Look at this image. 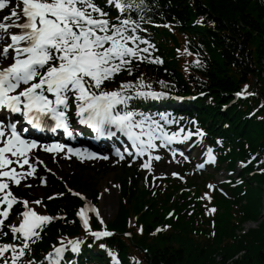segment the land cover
Instances as JSON below:
<instances>
[{"label": "snow or ice", "instance_id": "6c2138e0", "mask_svg": "<svg viewBox=\"0 0 264 264\" xmlns=\"http://www.w3.org/2000/svg\"><path fill=\"white\" fill-rule=\"evenodd\" d=\"M145 7V0H104L103 6L98 0H0V10L9 9L8 14L0 15V205H6L0 207V233L7 235L3 231L7 227L13 239L23 241L19 248L14 243H0V264H21L30 242L40 237V229L46 222L54 219L38 213L24 199L20 218L5 225L19 199L10 190V184L21 185L22 178L35 172L30 158L39 160L33 151L39 141L25 136V122L36 129H62L63 135L74 139L71 119L74 115L79 124L96 131L97 139L121 133L134 149L129 152L128 163L147 155L140 167L148 170L152 167L154 149L192 135H203L202 130L181 135L183 128L169 132L165 125L176 122L169 118V113H157L159 119H155L151 114L130 108L136 99L169 95L166 91L153 90L142 78L122 82L113 90L102 87L121 70H131L133 60H153L148 55L153 46L138 34L140 24L131 15L139 13L142 21ZM113 9L117 12V23L109 18ZM154 59L155 63L163 62L159 57ZM43 147L49 153H72L81 160L109 159L99 152L59 142ZM115 153L124 159L120 148ZM207 157L209 161L215 160L211 148ZM160 158L155 156L156 160ZM25 165L29 166L26 174ZM88 211H95L99 223L104 224L99 210L85 204L77 212L84 229L95 239L111 236L110 231L90 228ZM81 244L79 238L61 237V243L47 253V264H64V254L79 253ZM99 246L106 248L104 243ZM108 254L113 264H120L114 251L109 249Z\"/></svg>", "mask_w": 264, "mask_h": 264}, {"label": "trees", "instance_id": "16d2710c", "mask_svg": "<svg viewBox=\"0 0 264 264\" xmlns=\"http://www.w3.org/2000/svg\"><path fill=\"white\" fill-rule=\"evenodd\" d=\"M147 3L161 13L158 14L161 16L159 19L184 23L187 29L196 32L194 39L198 40L197 47L192 49L200 55L203 66L198 72L205 80L194 84L210 91L217 105L226 104L231 92L238 87L245 88L247 85L245 89L254 93L244 104L232 105L225 112L219 106L202 109L210 117L227 119L230 123L227 127H232L235 134L246 137L251 150L264 151V0H148ZM196 21L203 22L204 27L200 28ZM192 22L195 27L190 25ZM203 54L207 60H204ZM171 64L167 63L168 66ZM146 71L152 72L158 79L168 76L159 67L148 66ZM179 89H188V86L179 84ZM251 108L256 110L254 117L245 119L248 117L243 115L248 114ZM222 127L223 124H220L213 131L224 133ZM253 180L255 185L251 183L247 192L248 204L245 208L248 214L243 220L255 219L260 214L264 175H256ZM75 185L85 189L87 186L82 182ZM129 194L134 202L132 208L140 211L145 193L137 189ZM68 204L71 206V202ZM141 220L144 222L143 235L135 237L131 250L123 248L122 257L127 252L138 251L142 264H264V219L260 227L248 232L247 242L237 239L238 244L220 253L201 251L196 247L187 234L189 225L186 222L178 221L176 226L181 231L178 229L175 234L158 233L150 237L149 228L158 220L157 216L146 210ZM109 226L120 231L125 228V223L118 218ZM237 227L219 217L217 238L221 233L235 238ZM241 251L239 257L230 261Z\"/></svg>", "mask_w": 264, "mask_h": 264}, {"label": "rangeland", "instance_id": "374dc122", "mask_svg": "<svg viewBox=\"0 0 264 264\" xmlns=\"http://www.w3.org/2000/svg\"><path fill=\"white\" fill-rule=\"evenodd\" d=\"M193 154H194V151L192 152V155ZM63 169H65L68 172H71V171L78 172L79 174L78 173H75V174H77V176H80L81 179H85V180L89 179V181H90L89 185H91V187L94 190L101 193V198H102V195H105V192L108 191L107 185H110L111 183H114V181L119 179L116 176V172H115L116 170L115 169H113L114 170L113 172L101 174V177L96 176V175H94L93 177H90V175L94 174V171L99 170L98 167H90L89 169H86L85 171H81V172L77 171V169L74 166H69V165H64ZM176 170H179V162L176 160H173V162H171L169 164L165 163V164H161L158 166V173L170 174L172 172H175ZM59 174L62 175V172L59 171ZM109 182H111V183H109ZM92 185H94V187ZM85 193H86L87 197L90 198L89 197L90 195L88 196L89 192L88 193L85 192ZM117 202H118V198H117ZM89 215H91V214H87V216H89ZM237 256H239V255H237ZM235 259L236 258L234 257L230 261H233Z\"/></svg>", "mask_w": 264, "mask_h": 264}, {"label": "bare ground", "instance_id": "6f19581e", "mask_svg": "<svg viewBox=\"0 0 264 264\" xmlns=\"http://www.w3.org/2000/svg\"><path fill=\"white\" fill-rule=\"evenodd\" d=\"M112 141L114 143L121 142V139L120 138H112ZM113 142H112V144H113ZM100 144L103 145V142L100 143ZM108 194L103 195V199H102L103 203L105 204V205L103 204V208H104V211L105 212H108L110 208L111 209L114 208V204H115V194H114V191H111Z\"/></svg>", "mask_w": 264, "mask_h": 264}]
</instances>
